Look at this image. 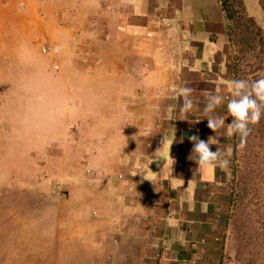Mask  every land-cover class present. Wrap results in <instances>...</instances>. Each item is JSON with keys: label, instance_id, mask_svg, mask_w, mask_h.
Masks as SVG:
<instances>
[{"label": "crops", "instance_id": "1", "mask_svg": "<svg viewBox=\"0 0 264 264\" xmlns=\"http://www.w3.org/2000/svg\"><path fill=\"white\" fill-rule=\"evenodd\" d=\"M195 2L39 4L44 35L62 48L58 70L28 72L35 92L62 99L52 122L63 132L35 138L58 142L65 167L55 183L68 195L54 214L59 264H220L228 168H200L194 149L227 151L233 52L220 0H209L217 23Z\"/></svg>", "mask_w": 264, "mask_h": 264}, {"label": "rangeland", "instance_id": "2", "mask_svg": "<svg viewBox=\"0 0 264 264\" xmlns=\"http://www.w3.org/2000/svg\"><path fill=\"white\" fill-rule=\"evenodd\" d=\"M41 2L0 0V264H59L64 256L56 242L54 214L63 211L68 199L55 186L65 167L53 154L58 142L35 139L39 133L53 138L63 132V126L52 122L62 99L35 92L37 78L28 74L38 66L59 68L56 49L62 51L61 44L43 33ZM193 6L204 18L220 20L209 0ZM225 7L232 79L251 83L264 78V11L259 0H226ZM232 119L227 110V123ZM249 127L242 149L239 134L226 138L231 149V156L224 157L229 161L230 199L220 264H264V113Z\"/></svg>", "mask_w": 264, "mask_h": 264}, {"label": "clouds", "instance_id": "3", "mask_svg": "<svg viewBox=\"0 0 264 264\" xmlns=\"http://www.w3.org/2000/svg\"><path fill=\"white\" fill-rule=\"evenodd\" d=\"M59 51V49H56ZM233 91L232 96L234 97L228 102V111L232 116V122L227 126V135L229 137L234 134H239L241 143L239 147L242 149L246 145V139L250 134L249 125L258 124L262 113H264V78H260L256 81L249 83L246 80H233L229 85ZM179 92L183 98L187 97L192 89L184 87L179 89ZM215 104L221 103L219 96L213 97ZM213 105H208L205 111L211 109ZM192 108L191 101H185L182 105V111L188 112ZM223 123V119L220 120ZM208 127L217 131V123L209 118ZM190 140L196 141L198 137L193 135L189 137ZM211 143L200 141L196 144L194 151L199 154V159L196 160L198 166L202 169L214 170L219 167L221 169L227 168L228 159L225 156H231V149H228L226 153H222L220 149L212 151L210 147ZM192 159V157H189Z\"/></svg>", "mask_w": 264, "mask_h": 264}, {"label": "trees", "instance_id": "4", "mask_svg": "<svg viewBox=\"0 0 264 264\" xmlns=\"http://www.w3.org/2000/svg\"><path fill=\"white\" fill-rule=\"evenodd\" d=\"M259 3H260V5H261V7L263 8V11H264V0H259ZM221 5H222V7H223V9H225V10H227L226 9V0H221ZM227 16L229 17L230 16V14L227 12Z\"/></svg>", "mask_w": 264, "mask_h": 264}, {"label": "built area", "instance_id": "5", "mask_svg": "<svg viewBox=\"0 0 264 264\" xmlns=\"http://www.w3.org/2000/svg\"><path fill=\"white\" fill-rule=\"evenodd\" d=\"M42 50H43V51H47V50H48V47H47V46H45V45H42ZM55 66L57 67V66H58V64H55Z\"/></svg>", "mask_w": 264, "mask_h": 264}]
</instances>
